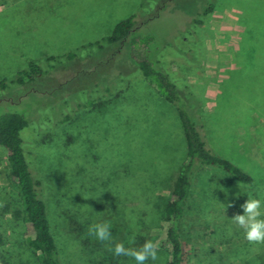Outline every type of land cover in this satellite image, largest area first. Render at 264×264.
<instances>
[{"label":"rangeland","instance_id":"374dc122","mask_svg":"<svg viewBox=\"0 0 264 264\" xmlns=\"http://www.w3.org/2000/svg\"><path fill=\"white\" fill-rule=\"evenodd\" d=\"M210 2L214 12L195 31L191 22ZM133 15L141 25L138 35L151 39V57L160 51L166 68L177 76L182 72L192 84L195 95L188 100L194 116L203 119L210 149L255 181L246 186L220 169H196L180 225L183 264H264V244L246 241L230 220L242 214L247 195L264 197V0H0V79L34 60L49 69L48 57L87 46L73 60L52 63L54 69L37 84L0 94V114L13 110L31 121L25 134L27 154L50 192L58 188L59 165L66 162L78 169L83 151L89 163L80 171L82 179L93 182L94 194H102L82 220L109 222L116 214L126 225L125 235L112 225L110 241L95 238L85 249L81 243H68L65 254H92L90 264H135L111 249L116 243L139 248L151 240L158 244V259L147 264L168 260V250L160 248L167 227L164 209L187 150L175 108L148 81L132 78L120 111L84 109L74 112L68 124H59L84 102L85 92L113 87L120 73L133 71L119 47L88 46ZM150 179L157 192L154 204L145 205L143 186ZM106 192L111 198L103 197ZM19 211L18 190L0 148V253L16 255L19 264H37ZM72 257L65 264H79Z\"/></svg>","mask_w":264,"mask_h":264},{"label":"trees","instance_id":"16d2710c","mask_svg":"<svg viewBox=\"0 0 264 264\" xmlns=\"http://www.w3.org/2000/svg\"><path fill=\"white\" fill-rule=\"evenodd\" d=\"M214 9L215 5L212 2L205 5L190 26L195 31H200ZM137 18L138 16L133 15L120 21L109 36L88 45L97 50H104L106 46L119 47L123 53L122 56L134 67L133 71L125 73L128 76L120 73L115 83L111 84L113 87L105 85L95 88L92 92H85L86 96L82 98L84 102H80L70 113L65 114L59 124H68L72 120L74 112L84 109L113 108L114 113L120 111L121 98L124 96V91L128 89V87L126 88L127 80L132 78L136 82L148 81L149 87L153 88L161 98L175 108L187 150L165 205L164 221L167 223V227L160 248L168 250L166 264H183L185 254L180 225L186 215V207L196 169L206 167L220 169L246 186H253L255 181L248 172L228 159L216 155L210 149L204 134L203 119L200 114L194 116L188 100V98H194L195 95L192 84L187 81L182 72L178 78L171 68H166L161 60L160 51L151 57L149 47L151 39L142 38L138 35L141 25H138ZM188 41H190L189 37L186 39L187 43ZM86 47L82 46L63 55L48 57L47 62L51 66V68L48 66L49 69L35 60L31 61L28 66L12 76L0 79V94L16 92L17 89L22 90L24 87L37 84L40 79L54 69L52 63H57L59 60H73ZM167 66L170 67V62ZM182 69L184 70V67ZM4 102L9 105H18L17 103ZM30 126L31 121L29 122L23 113L4 110L0 114V148L6 152L10 175L18 190L21 211L17 212L16 215L22 218L25 225V241L33 250L37 264H65V258L68 256H74L72 258L77 260L79 264H90L91 261L93 263L92 254H65L68 243H81L85 249L95 239L94 235L89 232V228L93 224L85 222L82 218H84L83 214L85 216L90 214L96 197L98 198L102 193L94 194L95 188L91 184L92 181L89 180L85 184V180L82 179L83 176L80 171L84 162L87 165L89 163V160H86V153L83 151L80 153L83 163L80 162L78 169L76 167L72 169L71 164L66 162L59 165L57 173L60 181L56 184L58 185L56 193L53 194L50 192L51 187L43 177L35 175L29 160L25 134ZM70 153L71 151L68 152V155ZM71 154L70 161L74 159L73 153ZM92 157L89 155V158ZM90 166L93 167L94 165L90 163ZM125 173L128 175L130 172L125 171ZM150 180H147L146 185L143 186L144 193L147 192L145 205L154 204L156 197V182ZM103 195L104 198H111L112 196L109 192ZM137 195L134 194L133 197ZM137 198L140 197H135L134 200ZM138 213L140 214L141 210L136 212V214ZM109 222L115 226L117 229L115 230L120 236L126 234V225L116 214L111 217ZM62 228L69 229V232H62ZM0 264H19V260L16 255L4 250L0 253Z\"/></svg>","mask_w":264,"mask_h":264},{"label":"clouds","instance_id":"9594fccd","mask_svg":"<svg viewBox=\"0 0 264 264\" xmlns=\"http://www.w3.org/2000/svg\"><path fill=\"white\" fill-rule=\"evenodd\" d=\"M240 208L242 214L237 213L230 220L243 231L246 241L252 244H264V197L247 195V200L240 205ZM111 228V223L104 221L91 225L89 232L99 241H110ZM111 251L115 256L131 257L135 264H147L149 260L158 259V244L151 240L145 241L139 248H128L123 243H116Z\"/></svg>","mask_w":264,"mask_h":264}]
</instances>
